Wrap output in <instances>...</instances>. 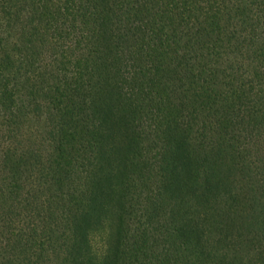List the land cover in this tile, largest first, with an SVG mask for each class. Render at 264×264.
I'll list each match as a JSON object with an SVG mask.
<instances>
[{
  "label": "trees",
  "instance_id": "obj_1",
  "mask_svg": "<svg viewBox=\"0 0 264 264\" xmlns=\"http://www.w3.org/2000/svg\"><path fill=\"white\" fill-rule=\"evenodd\" d=\"M0 264H264V0H0Z\"/></svg>",
  "mask_w": 264,
  "mask_h": 264
}]
</instances>
